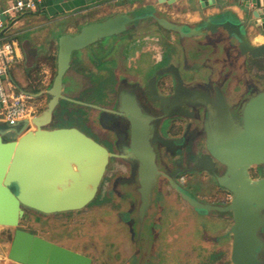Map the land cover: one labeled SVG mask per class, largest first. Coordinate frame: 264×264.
<instances>
[{
	"label": "flooded vegetation",
	"instance_id": "obj_1",
	"mask_svg": "<svg viewBox=\"0 0 264 264\" xmlns=\"http://www.w3.org/2000/svg\"><path fill=\"white\" fill-rule=\"evenodd\" d=\"M149 20L138 19L122 34L78 52L83 90L74 104L79 129L109 153L97 193L83 209L92 207L94 220L104 229L120 221L116 215L130 216L132 248L124 264L135 262L141 252L140 264L158 262L166 246L178 255L189 246L196 252L193 261L200 264H233L234 212L198 211L181 193L202 204L231 205L233 193L219 183L223 178L230 185V167L215 159L208 139L219 135L224 110L233 127L243 129L246 105L264 90V72L254 61L257 67L248 81L240 58L248 55L236 50L222 32L183 38ZM143 22L148 25L140 26ZM52 72V83L56 68L42 70L40 76ZM41 92L30 95L47 104ZM248 171L253 180L264 179V164ZM120 188L130 196L127 203L119 199ZM198 215L206 217L204 222L215 219L212 232L197 236ZM259 216L263 222L254 239L261 242L256 251L264 264V208ZM178 255L177 264H187Z\"/></svg>",
	"mask_w": 264,
	"mask_h": 264
},
{
	"label": "water",
	"instance_id": "obj_2",
	"mask_svg": "<svg viewBox=\"0 0 264 264\" xmlns=\"http://www.w3.org/2000/svg\"><path fill=\"white\" fill-rule=\"evenodd\" d=\"M157 1L173 6L181 0ZM231 1L238 3L246 25L252 26L257 36L264 37V0ZM186 2H196L202 9L218 8L220 12L204 17L197 27H191L161 16L152 7L147 11L117 14L88 24L76 34L61 35L57 40L55 77L50 87L41 92L49 96L46 108L14 125L0 120V227L14 231L7 254L9 260L18 264H94L92 257L21 227L30 212L49 216L82 210L94 199L105 173L109 158L105 148L77 126H53L55 111L62 107L63 100L67 101L63 95L64 78L78 63L75 53L99 39L122 34L129 24L145 17L183 38L222 32L236 50L258 62L264 72V62L261 63L264 44L254 45L246 25L232 13L223 11L228 0ZM12 4L13 0H9V7ZM36 54L32 50L30 62ZM6 71L7 75L8 65ZM221 116L224 124L219 126L218 136L208 139V148L217 161L230 167V185L223 178H219V183L233 193L231 205L216 207L181 195L198 211H233L236 224L232 263L263 264L256 251L261 242L254 237L263 222L259 211L264 208V179L253 180L248 170L253 165L264 164V90L246 105L242 130L233 127L227 110Z\"/></svg>",
	"mask_w": 264,
	"mask_h": 264
},
{
	"label": "rangeland",
	"instance_id": "obj_3",
	"mask_svg": "<svg viewBox=\"0 0 264 264\" xmlns=\"http://www.w3.org/2000/svg\"><path fill=\"white\" fill-rule=\"evenodd\" d=\"M148 3L146 2V0L137 1L136 3L137 7L134 8V11L141 12V11L149 10L153 6H151ZM150 3L153 2L151 1ZM153 8H155V6ZM149 12L152 13L151 10ZM146 22L152 24V21L150 20ZM146 22L141 23L140 26L148 25ZM79 30L80 29H78L76 33H78ZM56 36L58 38L59 35ZM195 44H196L195 46H197V48L199 49L198 47L200 46L199 43H195ZM183 52L184 50H181V48L179 47L180 55H182ZM78 55H79L78 53L74 54L75 57ZM240 58H242L244 61L241 67L243 68V71L246 72L247 80L251 81L252 74L254 73V70L256 69L255 66H257V64L249 56L240 57ZM263 62L264 60H262L261 63ZM75 63H76L75 67L73 65L64 78L65 87H64L63 95L67 99V101L63 100L62 107H60L55 111L53 126L56 125L63 128H70L77 126L81 130H83L81 119L79 118V114L77 111L78 105L74 104V102H77L74 99H79V95L83 90L82 77L79 74V71H81L80 65L79 63H77V61ZM26 71L27 70L24 69L23 67L14 68L12 70V74L14 78H16L17 80H21L20 78H22V75ZM39 74L40 73H37L38 76L37 75H33V76L39 79V81L45 82V84L43 85L47 87V85L51 81L52 76L54 75V72H52L49 76L47 74H45V76H40ZM3 79L6 81L4 77ZM25 79L30 80L29 77L28 78L26 77V75H25ZM262 84L264 85V83ZM29 86L31 88H35L34 84L32 85L29 83L27 87ZM251 95H253L252 92L251 94L247 93V95L244 98V101L247 100L249 101L250 97H252ZM46 98L48 99L49 96L45 95L44 100ZM35 103L39 107L37 113V115H39L41 113V110L43 111L46 108L47 104L45 102H40V103L35 102ZM235 109L236 112H238L237 108ZM118 195L120 196L119 199H125V203H127L126 199L128 197L130 198L127 190L123 188H120V194ZM93 214H94V210L92 207H87L86 209H82L79 211H72L66 214H60L50 219L49 218L47 219V216L30 212L28 214L27 219L22 220L21 227L26 230L35 231L40 236L48 238L52 242L60 243L61 245L69 249L84 253L92 257L94 259L93 261L94 264H121V263L124 264L125 259L127 258V256H129L131 252L130 249L132 248L131 232L130 230H128L130 223L129 222L130 216H128V214H126L125 212L118 214L116 215V218H118V220L120 221L117 224L114 223L112 225L109 223L107 224V226H105L106 228L104 229V227L100 224V222L94 220ZM200 214L204 215V213L202 212H200ZM102 216L105 217L107 216V214L104 212ZM198 217L199 220H197L196 228L201 230L198 231L197 236L203 234L204 230H209V232H212V228H210V226L212 225L211 222L212 221L214 222L215 219L211 216L210 220L208 219L204 222L203 220L204 218L206 219V217L200 215H198ZM214 226L215 228L217 227L216 225ZM13 235H14V231L12 229L0 227V264H18L9 260L7 257ZM170 238L169 240H171ZM195 238L198 241V238L197 237ZM164 248L165 249L162 250V253H160L159 255V259H158L159 261L153 262L152 260L150 264L178 263L177 252L169 246H166ZM230 255L231 252H229V256ZM178 256L181 257L182 262L185 261V263L190 264L191 261H193L196 258V252L193 251L188 246L187 250L182 251L181 255ZM141 260H142V252L137 257L135 262H132L131 264H138V263L140 264ZM194 263L200 264L198 260L197 262Z\"/></svg>",
	"mask_w": 264,
	"mask_h": 264
},
{
	"label": "crops",
	"instance_id": "obj_4",
	"mask_svg": "<svg viewBox=\"0 0 264 264\" xmlns=\"http://www.w3.org/2000/svg\"><path fill=\"white\" fill-rule=\"evenodd\" d=\"M137 1L140 0H43L38 13L21 16L13 25L0 32V46L11 44L14 48V60L9 65V71L6 75L12 89L18 93H27L24 89L29 83L35 86L45 84L33 75H37L42 70L48 73L56 68L57 40L61 35H73L78 29L88 24L117 14L133 12L134 8L137 7ZM151 1L153 3H150ZM146 2H149L148 4L153 7L155 6L154 9L161 16L176 23L188 24L191 27H197L198 22L204 17L220 12L218 8L202 9L198 3H188L186 0L178 1L173 6L161 4L157 0H146ZM8 7L9 0H0V12ZM223 11L232 13L239 19V22L246 25V18L237 2L228 0ZM246 30L254 45L264 44V37L257 36L252 26L246 25ZM56 35H59L58 38ZM5 38L9 42L4 43ZM34 49L37 54L34 60L30 62L29 57ZM19 67L27 70L20 78L21 80H17L12 74V70ZM25 75L30 80H26ZM50 85L51 82L47 87L43 85V91Z\"/></svg>",
	"mask_w": 264,
	"mask_h": 264
},
{
	"label": "built area",
	"instance_id": "obj_5",
	"mask_svg": "<svg viewBox=\"0 0 264 264\" xmlns=\"http://www.w3.org/2000/svg\"><path fill=\"white\" fill-rule=\"evenodd\" d=\"M43 0H13L11 7L0 12V32L13 25L16 20L27 14H36ZM14 60V48L11 44L0 46V120L12 125L31 118L38 113L33 96L16 93L6 79V65ZM6 79V81L3 79Z\"/></svg>",
	"mask_w": 264,
	"mask_h": 264
},
{
	"label": "trees",
	"instance_id": "obj_6",
	"mask_svg": "<svg viewBox=\"0 0 264 264\" xmlns=\"http://www.w3.org/2000/svg\"><path fill=\"white\" fill-rule=\"evenodd\" d=\"M4 43H7L9 42L8 39L5 38V40L3 41ZM55 60V59H54ZM43 90L42 86L41 85H36L35 88H31L30 86L25 88L24 91L27 92L29 95H33V94H38L40 93L41 91ZM18 93V92H16Z\"/></svg>",
	"mask_w": 264,
	"mask_h": 264
}]
</instances>
